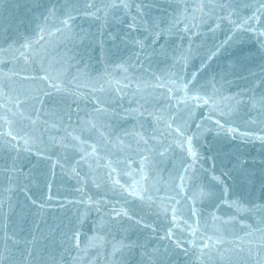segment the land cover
<instances>
[{
    "label": "water",
    "instance_id": "95a60500",
    "mask_svg": "<svg viewBox=\"0 0 264 264\" xmlns=\"http://www.w3.org/2000/svg\"><path fill=\"white\" fill-rule=\"evenodd\" d=\"M257 137L264 0H0V264H264Z\"/></svg>",
    "mask_w": 264,
    "mask_h": 264
},
{
    "label": "snow or ice",
    "instance_id": "6c2138e0",
    "mask_svg": "<svg viewBox=\"0 0 264 264\" xmlns=\"http://www.w3.org/2000/svg\"><path fill=\"white\" fill-rule=\"evenodd\" d=\"M64 23L67 24V20H66ZM204 103L207 104V103H208V100H205ZM177 131H179V130L177 129ZM257 139H260V140L264 141V137H257ZM187 143H188V145H189V147H188L189 154H190V155H194L195 153L193 152V150H192V148H191V146H190V145H191V140H190V138L188 139ZM194 214H195V213H194Z\"/></svg>",
    "mask_w": 264,
    "mask_h": 264
}]
</instances>
